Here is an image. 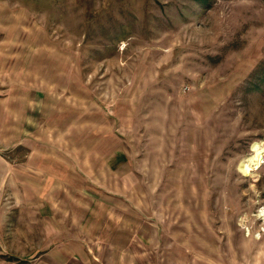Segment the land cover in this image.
I'll return each mask as SVG.
<instances>
[{
	"label": "rangeland",
	"instance_id": "obj_1",
	"mask_svg": "<svg viewBox=\"0 0 264 264\" xmlns=\"http://www.w3.org/2000/svg\"><path fill=\"white\" fill-rule=\"evenodd\" d=\"M0 160L11 264H264V0H0Z\"/></svg>",
	"mask_w": 264,
	"mask_h": 264
},
{
	"label": "crops",
	"instance_id": "obj_2",
	"mask_svg": "<svg viewBox=\"0 0 264 264\" xmlns=\"http://www.w3.org/2000/svg\"><path fill=\"white\" fill-rule=\"evenodd\" d=\"M46 159L47 158H45V156H38L37 157L38 166L41 167L42 161L45 162ZM50 159H53V162L56 161V159L54 158H50ZM4 164L5 162L3 160H0V166H1L0 167V264H11L9 263V258L6 257L7 255H9V253H7L9 252V220L14 218V222L17 223L18 221L26 217V213H28L29 210L35 211L34 209L35 206H31V204L29 203L30 199L27 196V193L25 195H22L23 201H25L26 203L19 204L18 199L15 198L17 196L14 194V191L13 190L10 191L9 188H7L9 184L16 183L18 179L16 177V174L13 173L11 170L5 173L1 172L3 169H7L4 168ZM40 170L42 169L39 168V171ZM39 171H38V177H41L39 179L42 181H37V186H43V188L41 189V194L39 191L36 190V196L38 199H40V196L42 195L41 199L43 198L44 200L46 197V185H45L46 180L44 179L45 172L42 173ZM28 183L30 184V182ZM37 205H38L37 208L38 210L40 205L44 207L45 203L42 200H38ZM51 205L56 207L55 199L54 201H52Z\"/></svg>",
	"mask_w": 264,
	"mask_h": 264
},
{
	"label": "trees",
	"instance_id": "obj_3",
	"mask_svg": "<svg viewBox=\"0 0 264 264\" xmlns=\"http://www.w3.org/2000/svg\"><path fill=\"white\" fill-rule=\"evenodd\" d=\"M199 2H201V3H204V0H198Z\"/></svg>",
	"mask_w": 264,
	"mask_h": 264
}]
</instances>
